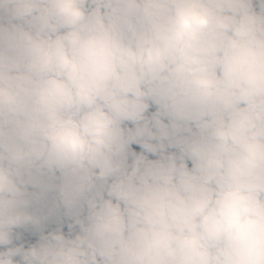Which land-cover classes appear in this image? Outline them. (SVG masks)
<instances>
[{
	"label": "clouds",
	"instance_id": "clouds-1",
	"mask_svg": "<svg viewBox=\"0 0 264 264\" xmlns=\"http://www.w3.org/2000/svg\"><path fill=\"white\" fill-rule=\"evenodd\" d=\"M0 264H264V0H0Z\"/></svg>",
	"mask_w": 264,
	"mask_h": 264
}]
</instances>
